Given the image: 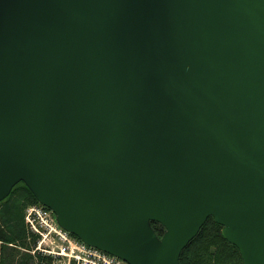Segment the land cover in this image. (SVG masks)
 <instances>
[{
  "label": "water",
  "instance_id": "1",
  "mask_svg": "<svg viewBox=\"0 0 264 264\" xmlns=\"http://www.w3.org/2000/svg\"><path fill=\"white\" fill-rule=\"evenodd\" d=\"M19 182L127 264L210 216L264 264V0H0V201Z\"/></svg>",
  "mask_w": 264,
  "mask_h": 264
},
{
  "label": "trees",
  "instance_id": "2",
  "mask_svg": "<svg viewBox=\"0 0 264 264\" xmlns=\"http://www.w3.org/2000/svg\"><path fill=\"white\" fill-rule=\"evenodd\" d=\"M38 203L28 187L17 183L9 195L0 201V241L4 244L0 252V264H29L32 255L18 254L19 248L28 249L23 209ZM151 226L158 236L164 229L157 222ZM18 256V258H17ZM22 256V258H19ZM34 264H55L49 255H36ZM179 264H243L239 250L221 234V226L213 217H208L197 235L182 250Z\"/></svg>",
  "mask_w": 264,
  "mask_h": 264
},
{
  "label": "built area",
  "instance_id": "3",
  "mask_svg": "<svg viewBox=\"0 0 264 264\" xmlns=\"http://www.w3.org/2000/svg\"><path fill=\"white\" fill-rule=\"evenodd\" d=\"M24 219L29 230L38 237L35 249L51 256L55 264H127L61 228L55 214L39 203L26 208Z\"/></svg>",
  "mask_w": 264,
  "mask_h": 264
},
{
  "label": "rangeland",
  "instance_id": "4",
  "mask_svg": "<svg viewBox=\"0 0 264 264\" xmlns=\"http://www.w3.org/2000/svg\"><path fill=\"white\" fill-rule=\"evenodd\" d=\"M34 204H38V203H34ZM29 205H33V204H29ZM29 205H27L22 211V213H23V223H24V227H25V230H26V241H27L29 247H28V249L19 248L18 249V254L21 255L22 253H24V254L32 255L33 260H32L31 263L29 262V264H34L36 262V255L37 254H40L41 256H45L46 254L40 253V252H38L35 249V247L37 245L38 237H37L36 234L32 233L29 230V228H28V226H27V224L25 222L24 217H25V213H26V208ZM1 247H4V244L0 241V252H1ZM17 258H18V256H17ZM19 258H22V256H19ZM53 262H54V260H53Z\"/></svg>",
  "mask_w": 264,
  "mask_h": 264
}]
</instances>
